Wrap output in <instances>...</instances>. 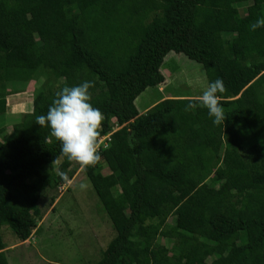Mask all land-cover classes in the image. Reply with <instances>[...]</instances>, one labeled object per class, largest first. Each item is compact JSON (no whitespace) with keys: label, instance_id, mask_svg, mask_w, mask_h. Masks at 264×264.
<instances>
[{"label":"trees","instance_id":"trees-1","mask_svg":"<svg viewBox=\"0 0 264 264\" xmlns=\"http://www.w3.org/2000/svg\"><path fill=\"white\" fill-rule=\"evenodd\" d=\"M131 1L0 0V123L7 92L38 82L31 109L0 124V264L1 227L27 240L40 201L80 167L36 117L84 81L110 139L81 170L115 230L92 264H264V27H250L264 0H155L161 15L145 25L129 18ZM169 52L223 81L224 123L199 105L185 111L187 95L139 113Z\"/></svg>","mask_w":264,"mask_h":264},{"label":"rangeland","instance_id":"rangeland-1","mask_svg":"<svg viewBox=\"0 0 264 264\" xmlns=\"http://www.w3.org/2000/svg\"><path fill=\"white\" fill-rule=\"evenodd\" d=\"M127 5L129 18L135 23L145 25L161 15L162 8L155 0H139L138 5L131 1ZM161 70L164 84L149 87L137 96L135 104L139 111L162 95L197 97L208 86L202 65L182 53H167ZM36 86L37 81H30L25 87L7 92L6 113L0 123L7 131L18 113L31 109ZM82 184L86 187L81 188ZM50 194L57 196L52 204H48ZM40 204L44 208L38 221L40 228L33 229L27 240L19 241L8 226L1 227L9 264H92L101 257L115 230L81 167L71 180L50 191Z\"/></svg>","mask_w":264,"mask_h":264},{"label":"clouds","instance_id":"clouds-1","mask_svg":"<svg viewBox=\"0 0 264 264\" xmlns=\"http://www.w3.org/2000/svg\"><path fill=\"white\" fill-rule=\"evenodd\" d=\"M250 27L252 31L264 27V18H258ZM92 87H94L92 81L63 87L55 94V99L46 115L36 117V124L40 127H48L50 135L60 143L63 156L83 169L95 166L99 161L98 138H107L109 134L99 136L104 114L91 103L89 89ZM225 91L223 81L217 79L209 83L194 101L189 100L184 110L190 111L199 105L208 110V115L213 118L214 124L224 123L226 116L218 94ZM84 187L86 185L82 184L81 188Z\"/></svg>","mask_w":264,"mask_h":264},{"label":"crops","instance_id":"crops-1","mask_svg":"<svg viewBox=\"0 0 264 264\" xmlns=\"http://www.w3.org/2000/svg\"><path fill=\"white\" fill-rule=\"evenodd\" d=\"M172 96H179L178 94H171L170 96H163L162 95V97H160V98H158V99H156L155 101H153L151 104H147V105H145L142 109H141V111H139V113H143V112H145L148 108H149V106L150 105H153L154 103H156L157 101H159L161 98H166V97H172ZM193 97V96H192Z\"/></svg>","mask_w":264,"mask_h":264},{"label":"built area","instance_id":"built-area-1","mask_svg":"<svg viewBox=\"0 0 264 264\" xmlns=\"http://www.w3.org/2000/svg\"><path fill=\"white\" fill-rule=\"evenodd\" d=\"M98 139H99V145L102 144L105 147L109 143L110 137H109V134H107V138L106 137L105 138L104 137H99Z\"/></svg>","mask_w":264,"mask_h":264}]
</instances>
